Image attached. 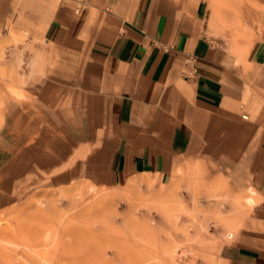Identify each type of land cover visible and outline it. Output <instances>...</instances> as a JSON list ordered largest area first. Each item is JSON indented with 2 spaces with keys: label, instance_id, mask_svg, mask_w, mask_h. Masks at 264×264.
I'll return each instance as SVG.
<instances>
[{
  "label": "crops",
  "instance_id": "1",
  "mask_svg": "<svg viewBox=\"0 0 264 264\" xmlns=\"http://www.w3.org/2000/svg\"><path fill=\"white\" fill-rule=\"evenodd\" d=\"M43 39L8 64L26 82L0 107V191L82 155L104 185L181 169L161 196L210 162L252 191L210 185L219 264H264V0H59Z\"/></svg>",
  "mask_w": 264,
  "mask_h": 264
},
{
  "label": "rangeland",
  "instance_id": "2",
  "mask_svg": "<svg viewBox=\"0 0 264 264\" xmlns=\"http://www.w3.org/2000/svg\"><path fill=\"white\" fill-rule=\"evenodd\" d=\"M58 2L0 0L1 112L25 94L26 81L21 83L18 73L26 66L10 68V60L18 54L25 61L31 49L44 46V28ZM81 158L72 155L45 168L30 164L23 178L2 188L0 264H219L215 245L222 226L213 209L224 200L210 185L225 182L243 203L252 195L250 187L246 194L234 190L227 178L214 174L212 163L200 161L199 185L187 189L180 182L183 207L161 209L148 196L166 194L181 180V169L163 182L146 175L112 186L92 178L91 166ZM203 222L206 228L198 230Z\"/></svg>",
  "mask_w": 264,
  "mask_h": 264
},
{
  "label": "bare ground",
  "instance_id": "3",
  "mask_svg": "<svg viewBox=\"0 0 264 264\" xmlns=\"http://www.w3.org/2000/svg\"><path fill=\"white\" fill-rule=\"evenodd\" d=\"M197 163V162H196ZM195 163V164H196ZM193 164V163H192ZM194 165V164H193ZM197 165V164H196ZM198 166V165H197ZM196 167V166H195ZM199 167V166H198ZM197 167V168H198ZM186 169V168H185ZM193 170V169H192ZM187 171V170H186ZM195 171V170H194ZM189 172V171H188ZM187 173V172H186ZM189 175V174H188ZM189 179H190V177H189ZM199 180V179H198ZM190 181V180H189ZM135 182V181H134ZM196 182V181H195ZM198 183V182H197ZM223 183V182H222ZM222 183H221V185H222ZM191 184V183H190ZM217 184V183H216ZM192 185V184H191ZM224 185V184H223ZM190 186V185H189ZM212 186V185H211ZM177 187V186H176ZM215 187V186H214ZM220 188H221V186H219ZM222 187H225V186H222ZM195 188V187H194ZM213 189H215V188H213ZM158 193V192H157ZM154 194H156V193H154ZM159 194V193H158ZM222 195V194H221ZM225 196V195H224ZM223 196V197H224ZM218 197H220V196H218ZM103 198H105V196H101L100 197V199L97 201V205L99 206H101V204L103 203L102 201H103ZM148 200H150V201H152V202H154V203H157L158 204V206L162 209H171V210H173L172 209V207H173V205H175L176 206V208H179V207H182V200L180 199V197H179V195H178V192H177V190L175 189V190H173V191H170L169 192V194H167V195H149L148 196ZM251 200H252V198H250V202H251ZM236 201V200H235ZM248 201H249V199H248ZM250 202H248V203H250ZM233 204V203H232ZM251 204V203H250ZM96 205V206H97ZM238 205V204H237ZM234 206V205H233ZM236 206V205H235ZM237 207V206H236ZM242 207V206H241ZM238 208V207H237ZM170 210V211H171ZM220 211V210H219ZM171 213V212H170ZM217 214H219V212H216ZM215 214V213H214ZM213 214V215H214ZM215 216V215H214ZM218 218H219V220L221 221L223 218L220 216V215H218L217 216ZM229 219V218H228ZM224 220V219H223ZM226 220V219H225ZM225 222V221H224ZM203 223H206V222H203ZM223 223V222H222ZM225 225V224H224ZM206 226V225H205ZM231 227V226H230ZM202 229H203V227H202ZM163 251V250H162ZM165 251V250H164ZM170 252V251H169ZM165 255H166V253H164ZM168 255V254H167ZM172 257V256H171ZM143 262H138V263H136V264H142ZM156 263V262H155ZM158 264V263H157ZM159 264H161V263H159Z\"/></svg>",
  "mask_w": 264,
  "mask_h": 264
}]
</instances>
